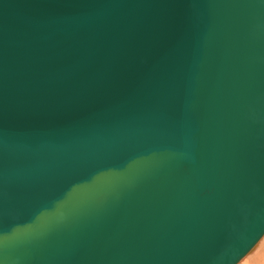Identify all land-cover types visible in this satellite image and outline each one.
<instances>
[{
    "label": "water",
    "instance_id": "95a60500",
    "mask_svg": "<svg viewBox=\"0 0 264 264\" xmlns=\"http://www.w3.org/2000/svg\"><path fill=\"white\" fill-rule=\"evenodd\" d=\"M264 235V0H0V264H236Z\"/></svg>",
    "mask_w": 264,
    "mask_h": 264
},
{
    "label": "bare ground",
    "instance_id": "6f19581e",
    "mask_svg": "<svg viewBox=\"0 0 264 264\" xmlns=\"http://www.w3.org/2000/svg\"><path fill=\"white\" fill-rule=\"evenodd\" d=\"M253 249L255 250L253 251ZM239 263L240 264H264V235L254 244V247L249 252H247V254L244 257H242L236 264H239Z\"/></svg>",
    "mask_w": 264,
    "mask_h": 264
},
{
    "label": "rangeland",
    "instance_id": "374dc122",
    "mask_svg": "<svg viewBox=\"0 0 264 264\" xmlns=\"http://www.w3.org/2000/svg\"><path fill=\"white\" fill-rule=\"evenodd\" d=\"M262 240H263V239H262ZM262 240H261V241H262ZM261 241H260V242H261ZM260 242H259V243H260ZM259 243H258V244H259ZM258 244H257V245H258ZM254 250H255V249H253V251H254ZM253 251H252V252H253ZM252 252H251V253H252ZM239 264H240V263H239Z\"/></svg>",
    "mask_w": 264,
    "mask_h": 264
}]
</instances>
